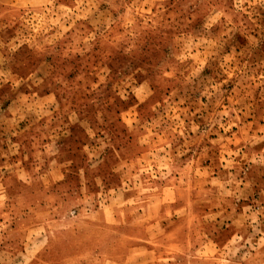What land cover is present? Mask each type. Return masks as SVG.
Returning <instances> with one entry per match:
<instances>
[{
	"label": "rangeland",
	"instance_id": "1",
	"mask_svg": "<svg viewBox=\"0 0 264 264\" xmlns=\"http://www.w3.org/2000/svg\"><path fill=\"white\" fill-rule=\"evenodd\" d=\"M0 264H264V0H0Z\"/></svg>",
	"mask_w": 264,
	"mask_h": 264
}]
</instances>
